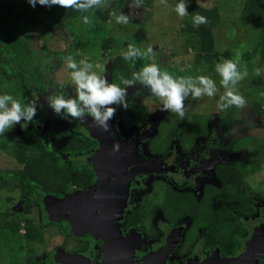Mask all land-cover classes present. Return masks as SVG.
<instances>
[{"label":"rangeland","instance_id":"374dc122","mask_svg":"<svg viewBox=\"0 0 264 264\" xmlns=\"http://www.w3.org/2000/svg\"><path fill=\"white\" fill-rule=\"evenodd\" d=\"M198 5L205 8L219 6L221 13V24L218 28L217 46L222 52L234 47L240 53L241 50H246L249 44L259 33V26L246 20L233 16L230 11L242 3V0H193ZM189 2V0H188ZM176 0H141L140 7L133 6L128 0L121 12L130 16L129 23L126 25H117L114 20H110L104 27L95 22V18L89 11L86 14L89 16L90 23L83 24L78 18L67 20L63 23V29L54 34L50 31H45L42 35L36 32L33 35L32 52L36 53L39 48H43V53L38 56L36 63L42 73V88L36 90L31 82H28V92L25 93L18 82L6 80L0 73V90L12 94L15 97L21 98L24 102L31 98L41 105L37 110L36 115L39 120L36 124L30 122L27 127L22 128L19 124L8 130L9 134L17 140H24L30 134H40L43 137L47 132L41 130L47 119L54 115L52 111L46 107L45 101L50 99L52 95L59 92L64 95L75 94V87L71 83L68 73L70 69L66 67L65 57L71 55L77 62L81 58H87L94 65H104V72L109 75L110 60L113 57L120 56L122 50H126L128 44H132L143 51L147 46L153 48V52L141 58H137V62L133 64L131 72L138 70L145 63H157L161 66L162 71H168L174 77L177 76H192L198 75L193 66V59L198 50V45L195 42H189L182 37L178 30V22L180 17L174 11ZM30 9L25 0H0V13H3L9 18L18 28L24 24L22 13ZM52 11L58 12V15L63 18L65 12L56 8H51ZM91 13V14H90ZM79 17V16H78ZM231 19L239 23L236 33L240 34L243 25L247 28V36H237L235 32H231L228 27L231 25ZM242 27V28H240ZM43 36V37H42ZM107 41V50H101V43ZM86 48H83L82 46ZM233 49V50H234ZM229 51V50H228ZM56 54V55H54ZM59 56H64L61 59ZM220 58V57H219ZM138 60H142L139 62ZM237 66L243 64L241 54L234 59ZM218 62V61H217ZM216 62V63H217ZM215 63V65H216ZM241 79L237 85V90L244 96L245 104L242 107L231 106L233 108V123L224 129L218 125V115L220 114L216 101L220 94L224 91L219 84L220 77L212 74L211 76L217 84V93L213 97L202 96L200 98L189 97L185 99V113L188 114H210L215 116L208 124L209 129L207 137H204L196 144L194 154L187 158V155L181 157L178 167L182 168L183 183L193 186L192 191L200 192L205 184H212V176L214 165L218 161L235 162L238 160L241 173L248 176L245 180V188L249 191L252 198V205L255 207V214L249 218H239L247 230L245 239L248 240L251 231L257 222L262 227L264 235V65H255ZM54 66L51 72H48L50 66ZM106 66V67H105ZM100 69V66L98 71ZM240 69V68H239ZM204 75V74H200ZM256 77L260 78L262 84L255 86L252 82ZM128 104L141 106L146 113V120L130 121L126 117H113V123H109L107 134H115L116 143L123 150H127L133 146L134 158L125 160L120 164L119 169H127L131 166V159L143 162V164L153 163L163 165V160L158 157L151 156L147 151L148 141L154 137L156 126L164 113L167 110L161 109L160 99L153 96L146 88L141 85H135L128 88ZM257 103L261 106V113L256 115L253 111L252 104ZM142 114V111H141ZM73 122L71 130L80 136L88 135V139H93L99 148L92 152L87 157L83 158L86 164L99 163V158L103 157V150L110 151L114 142L110 137L106 138L105 133H98L101 130L99 127H90L87 131L86 127L91 125V119L85 120H67ZM111 128V129H110ZM127 129V130H126ZM103 131V130H102ZM115 131V132H114ZM42 132L43 136H42ZM114 132V133H113ZM7 133V132H6ZM115 140V141H116ZM102 153L100 154V149ZM116 152V151H115ZM114 152V153H115ZM100 155V156H99ZM186 157V159L184 158ZM189 157V156H188ZM64 159L70 163L72 158L64 155ZM123 164V165H122ZM20 164L12 160L4 152L0 151V170L17 169ZM96 175L94 189L88 190L78 187H67L65 194L61 196L45 195L39 191H34L31 199L34 204L30 208L29 214H23L22 202L19 189H11L9 191L0 192V214L9 212L13 218H17L20 224L24 226L25 220H30L38 228L44 230L43 237H38L34 243L28 245L21 238L22 232L16 234V242L11 245L18 249V245L22 246L23 256L12 257L16 258L15 262L23 261L22 258H27L31 264H70L71 256L66 250L59 248L60 238L63 235L67 238L80 235L76 234L67 227V221L54 212H48L46 206L52 200L58 202H85L90 197L99 196L102 193L100 176L103 177L104 183L108 180V176L102 174V167L93 168ZM158 169V168H157ZM171 169V168H169ZM178 169V168H176ZM180 172V171H178ZM148 181L144 180L147 186L153 184L155 188L152 192H158V196L153 198L154 206H158L162 201L163 188L166 183L172 187H176L175 176L161 175L159 171L148 173ZM106 180V181H105ZM153 180V183H149ZM162 180V181H160ZM100 181V182H99ZM157 190V191H156ZM147 197L142 201L147 204ZM159 200V201H157ZM142 201H139L142 212L146 211ZM138 203V204H139ZM136 204V203H135ZM133 205L127 204L122 210V214H126ZM70 229V230H69ZM83 235V234H82ZM90 240V239H89ZM183 241L179 246H183ZM8 245V244H7ZM27 253H30L28 255ZM14 261L11 263L13 264Z\"/></svg>","mask_w":264,"mask_h":264},{"label":"trees","instance_id":"16d2710c","mask_svg":"<svg viewBox=\"0 0 264 264\" xmlns=\"http://www.w3.org/2000/svg\"><path fill=\"white\" fill-rule=\"evenodd\" d=\"M127 1L111 0L110 7L98 9L95 12L89 11L94 16L95 22L104 27L110 20H113L108 13L113 10L121 11ZM54 6L56 5H52V7ZM49 8L37 5L35 8L31 7L29 11L23 12L24 24L21 28H18L14 22L0 13V73L10 82H18L25 93L29 90L28 82H31L37 90L42 88V73L36 60L43 53V48H39L36 53L32 52L33 35L36 32L38 35H42L45 31L56 34L62 29L64 20L76 19L79 16L75 10L63 7L65 16L61 20ZM59 10L61 11V8ZM219 10V6L205 8L193 0H189L186 8L188 13L184 17H180L178 22L180 35L189 42H195L198 45V50L193 59L196 73L198 75H214L217 61V63H222L226 59L234 60L239 54L244 61L242 65L238 66L241 71L246 70L248 73L253 67L252 62L255 65H264V0H242L241 4L236 5L233 11H230L233 16L237 14L240 19L259 26L257 37L249 44L248 49L241 50L240 53L234 47L228 48L229 51L226 49L221 52L217 46V31L222 21ZM195 13L205 16L207 22L194 26L192 16ZM230 23L228 29L236 33L235 30L238 29L239 23L235 20L233 22L232 19ZM242 27L241 33L236 34L239 37L240 35L246 37L248 30L244 25ZM107 46V41L103 40L101 50L106 51ZM82 47L86 48L84 45ZM59 57L64 58V56ZM138 61L142 62V60ZM110 63V82L119 83L121 75L130 76L132 62L124 61L121 56H117L111 58ZM53 67L51 65L48 72H51ZM215 76L218 75L215 74ZM252 81L255 86L262 84L258 77ZM0 93L4 92L0 90ZM28 101H32V99L28 98L25 102ZM252 107L256 115L262 112L259 104L253 103ZM219 112L218 125L222 129L229 127L234 122L232 118L233 108L229 107L225 110H219ZM133 115H137L136 110H133L129 116L132 117ZM38 117L37 115L34 117V123L38 121ZM214 117L205 113H185L184 117L181 118L168 111L162 116L158 124L156 137L149 140L148 150L152 153L164 151L166 140L161 135L185 133L182 126L185 127L186 134L189 136L206 135L209 129L208 124ZM48 120L47 133L43 137L36 134L28 135L20 141L15 140L8 131L0 135V151L20 164L17 169L0 170V192L19 189L23 199L21 205L23 214L30 213V208L34 204L31 196L36 190L45 195L61 196L65 194L68 186L80 187L89 183L87 180L90 175L89 172L69 164L64 159V155L73 159L78 154L88 153L93 144L87 138L72 132L69 121L55 115ZM167 125L169 129L164 132ZM240 167L238 160L230 163L218 161L213 170V183L203 187L198 205L187 206L186 201L193 199L190 194L177 196L169 189L166 190L165 194L171 201L180 202L177 206V209H180L178 213L200 217L195 219L196 222L201 221L205 225L203 233L212 237V239H208L206 236V245L218 244L221 256L233 253L243 243L242 241L247 235V231L239 218H249L255 214V207L251 203L252 198L245 188V180L248 176L241 173ZM165 205L167 204L165 203ZM165 205L166 210L171 209ZM140 215L138 210H133L124 217L126 225H133L138 222ZM20 221L16 217L13 218L9 212L0 214V264H12V261H14L13 264H20V262H15L16 258L12 259V257L23 256L22 246L18 245V249H15L11 243L17 241L16 234L21 230H23L21 238L28 245L44 235V230L38 228L30 220H25L24 226L20 224ZM27 254L30 255V253ZM22 260L28 264L27 258H22ZM258 264H264V255L260 257Z\"/></svg>","mask_w":264,"mask_h":264},{"label":"flooded vegetation","instance_id":"af4514ba","mask_svg":"<svg viewBox=\"0 0 264 264\" xmlns=\"http://www.w3.org/2000/svg\"><path fill=\"white\" fill-rule=\"evenodd\" d=\"M109 65L111 66V63ZM99 66L100 69L102 68V71L100 69L99 70L101 72H104V65L101 64ZM108 73L109 75H107L106 78L110 81V67ZM139 107L133 104H128L127 109H118L116 115L118 118L124 116L130 121L144 122L147 115L144 111V108L141 106ZM138 108L140 109L139 111ZM133 110H136L137 115H133L132 117H130L129 115L133 112ZM138 114H140L141 116H139ZM52 116H50L49 118H51ZM48 119L46 125L44 124V126H42L41 128V130H46V132L49 124ZM110 122L113 123V119ZM32 123L34 122L32 121ZM70 123L71 130L75 131L72 128L73 122ZM90 123L91 125L86 127L87 131L89 130L88 128L92 126L97 127L92 121ZM158 124L156 126V133L152 138H155L157 135ZM168 129L169 126L167 125L166 130H162H164V132H167ZM182 130L185 133L160 134L166 140V149L164 151L152 153L148 150L147 147V151L151 156L158 157L160 160L164 161L163 165L157 163L156 166H154L150 171L147 170L148 167L143 164V162H139L133 159L130 160L131 166L129 168H124L122 170L119 169L120 164L125 160L132 158V156L134 158L133 146L127 150H123L119 147L115 153L114 151H112L113 154H110V151L108 152L104 148H101L100 154L102 153L103 149L104 152L103 157L99 158V163H90V165L86 164L85 162H83V158L87 157V155H90L92 152H95L99 148V146L96 145L93 139L89 140L88 135L82 136L84 138H87L88 141L93 144L92 149L89 150L86 154H78L77 157L71 159L72 162L78 160L75 164L70 163V161L68 163L79 168L86 169L90 174L89 178L87 179L89 183L86 186L79 187L71 185V187L85 188L88 190L94 189L93 185L96 180V175L93 168L95 167L99 169L102 167V174L108 176V180H105V185H107V187L111 190H113L115 187V184L112 182L116 180L117 177L119 178V180L122 179L127 181L125 208L127 204L133 206L126 214H122V218L119 221V233L121 239L116 238L109 241L110 247L108 249L112 250V252L110 253L105 254V252L96 244V240L92 235H78V231L73 228H71V230H73V232L78 235L76 236V238L74 236L69 238L63 235L58 236L60 238V243L58 245L59 248H61L62 250H66L71 256L70 264H214V262L219 258L223 259L225 257L232 256L240 247L244 245V243L247 241V239L245 238L242 241L243 243L233 253L221 256L218 244L211 246L206 245V236H208V239H212V237L203 233L205 225H203L201 221L196 222L195 219H198L200 217L185 213H178V210L180 209H177V206L180 204V202L177 200L171 201L165 196L167 189L172 191L177 196L190 194L193 199L186 201L187 206H195L199 204L202 189L206 185L205 184L204 186H202L199 193L197 191H192L193 186L187 183H183L181 185V182H184V180H182V168L186 166H182L181 168H179V160L184 155H187V158H190L195 152L194 149L196 148V144L200 142L204 137H207V134L201 135L199 137H193L191 135L189 136L188 134H186V129L183 126ZM43 133L45 132L41 133L42 136ZM102 133H105L106 138L110 137L112 142H117V140L115 139V134L109 135L106 131L99 130L98 136L101 139H103L100 135ZM35 134L41 136L40 134ZM14 139L17 140L16 138ZM108 148L112 150V147L108 146ZM184 158L186 159V157ZM144 170L147 171L145 172ZM155 170L159 171V174L167 175L168 177L170 175H173L176 179V187H172L168 185V183L165 184L162 191V201L159 202L160 204L158 206H154L153 201L155 195L156 197L158 196V192H152V189L155 188L154 185L149 184L147 186V184H144V180H147L148 177H150L148 173L154 172ZM99 178L101 181L103 177L100 176ZM149 183H153V180H150ZM145 197H147L148 199L146 205L142 201ZM139 201H142L146 211H140L141 207L139 206V204L141 202L139 203ZM165 203L171 209L166 210L164 208ZM167 205H165V207H167ZM133 210H138L140 212L141 215L139 216V221L135 222L133 225H126L124 217L129 215ZM171 210H173L174 212H172ZM67 227H69L68 222ZM129 236L130 238H128ZM250 237L251 235L249 236V238ZM182 241L184 242L183 246H179V243ZM113 250L115 252H118L116 256H114L115 252ZM263 255L264 253L261 256Z\"/></svg>","mask_w":264,"mask_h":264},{"label":"clouds","instance_id":"9594fccd","mask_svg":"<svg viewBox=\"0 0 264 264\" xmlns=\"http://www.w3.org/2000/svg\"><path fill=\"white\" fill-rule=\"evenodd\" d=\"M25 2L30 9L37 5L45 8L56 5L52 7L56 9L71 8L79 13L78 19L88 25L90 19L86 13L89 10L95 12L98 9L110 7L111 0H25ZM187 2L188 0H176L174 11L177 16L184 17L188 13L186 11ZM131 3L133 6L140 7L141 0H131ZM50 8L49 10L59 19H64ZM108 15L117 25H126L130 20L128 14L119 10L110 11ZM206 22L205 16L199 13L193 14L194 26ZM152 52L151 46L141 51L140 48L128 44L126 50H122L119 55L124 61L134 64L137 58ZM65 64L70 69L68 75L75 87V94H54L45 101L46 107L55 116L64 120L90 118L97 127L104 131L108 130L109 122L118 109H127L129 87L143 86L153 96L160 99L162 110L173 112L181 118L185 115L184 101L189 97V93L192 98H200L202 96L213 97L218 91L215 80L209 75L174 77L168 71H162L161 66L154 62L145 63L138 70L132 71L130 76L121 75L119 83L110 82L104 72L96 70L99 65H94L86 57L77 62L71 55H68L65 57ZM214 71L220 77L219 84L224 89L216 101L217 108L225 110L231 106L242 107L245 104V98L237 90L236 85L247 74L246 70L241 71L235 61L226 59L222 63H217ZM40 107L41 105L36 101L24 102L10 93H0V135L10 130L14 124H19L22 128L27 127ZM118 148L119 144L114 143L112 151L115 152Z\"/></svg>","mask_w":264,"mask_h":264},{"label":"water","instance_id":"95a60500","mask_svg":"<svg viewBox=\"0 0 264 264\" xmlns=\"http://www.w3.org/2000/svg\"><path fill=\"white\" fill-rule=\"evenodd\" d=\"M145 165L149 171L156 166L153 163ZM101 182L102 193L99 196L90 197L85 202H58L56 204V200H52L46 208L49 213L52 211L63 217L68 222L69 227L76 229L80 235H92L96 240V244L106 254L112 252L111 249H108L110 247L109 241L116 238L121 239L119 221L122 218V210L126 205L127 181L119 180L117 177L112 182L115 184L113 190L105 185L103 178ZM263 253L264 235L260 223L257 222L253 227L251 237L242 247L232 256L219 258L215 262L222 261L223 264H257ZM117 254L118 252H115L114 256Z\"/></svg>","mask_w":264,"mask_h":264},{"label":"bare ground","instance_id":"6f19581e","mask_svg":"<svg viewBox=\"0 0 264 264\" xmlns=\"http://www.w3.org/2000/svg\"><path fill=\"white\" fill-rule=\"evenodd\" d=\"M224 262H222V261H217V262H214V264H223Z\"/></svg>","mask_w":264,"mask_h":264}]
</instances>
